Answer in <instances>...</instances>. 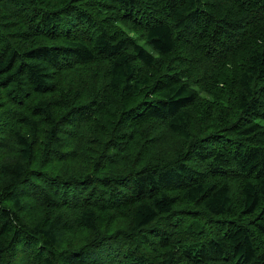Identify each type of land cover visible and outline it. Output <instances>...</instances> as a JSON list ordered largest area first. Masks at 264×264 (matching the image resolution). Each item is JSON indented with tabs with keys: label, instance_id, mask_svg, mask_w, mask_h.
<instances>
[{
	"label": "trees",
	"instance_id": "16d2710c",
	"mask_svg": "<svg viewBox=\"0 0 264 264\" xmlns=\"http://www.w3.org/2000/svg\"><path fill=\"white\" fill-rule=\"evenodd\" d=\"M23 262L264 264V0H0Z\"/></svg>",
	"mask_w": 264,
	"mask_h": 264
},
{
	"label": "rangeland",
	"instance_id": "374dc122",
	"mask_svg": "<svg viewBox=\"0 0 264 264\" xmlns=\"http://www.w3.org/2000/svg\"><path fill=\"white\" fill-rule=\"evenodd\" d=\"M83 134L86 136V137H91L92 136V131L91 130H83ZM174 143V142H173ZM69 149V148H68ZM119 155H123V152L120 153ZM65 156H68V153L65 155ZM22 264H26V262H23Z\"/></svg>",
	"mask_w": 264,
	"mask_h": 264
}]
</instances>
